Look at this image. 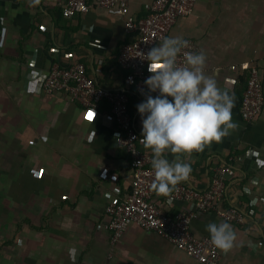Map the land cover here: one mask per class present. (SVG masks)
I'll return each mask as SVG.
<instances>
[{"label": "crops", "instance_id": "0c3cea01", "mask_svg": "<svg viewBox=\"0 0 264 264\" xmlns=\"http://www.w3.org/2000/svg\"><path fill=\"white\" fill-rule=\"evenodd\" d=\"M152 1L126 0L139 18ZM59 3L0 0V264H200L136 225L112 246L106 207L115 188L129 190L131 173L129 158L116 147L110 106L84 108L65 94H46L43 83L54 64L81 63L101 86L122 88L125 72L117 56L129 36L115 11L66 19ZM174 36L205 53V73L234 97L237 126L201 152L164 156L191 165L188 180L176 186L194 190L208 187L214 168L234 169L224 206L263 196L253 201L254 214L243 226L229 223L234 246L219 251L222 264H264V107L250 124L240 117L248 69L260 71L264 89V0H198L167 35ZM142 101L134 94L129 99L141 136ZM140 148L152 152L144 143ZM172 191L153 196L166 214L195 211L190 202L172 200ZM212 222L225 221L216 212L197 214L191 232L210 237L206 226Z\"/></svg>", "mask_w": 264, "mask_h": 264}, {"label": "built area", "instance_id": "2783aa9c", "mask_svg": "<svg viewBox=\"0 0 264 264\" xmlns=\"http://www.w3.org/2000/svg\"><path fill=\"white\" fill-rule=\"evenodd\" d=\"M197 1L153 0L145 6L147 15L139 18L129 13L126 0H60L61 13L66 19L94 9L115 11L123 18L124 31L129 36V42L119 51L117 64L125 75L122 88L110 89L101 86L81 63L67 67L56 63L43 83V90L46 94H65L71 101L87 109H97L102 102H107L110 106L117 126L116 147L129 158L131 173L129 190L123 193L121 189L115 188V199L106 207V228L111 233L112 246L130 225H136L156 233L200 264H222L220 251L212 244L210 237H197L191 232V221L197 214L216 212L223 221L243 226L247 218L254 214L251 209L253 201L260 200L263 196L248 198L244 206L230 202L224 206L227 185L234 179L235 172L229 166H220L212 170L205 190H194L181 185L173 189L171 199L190 202L195 211L178 212L173 216L166 214L162 206L153 200V153L140 148L143 138L134 124L129 105L130 96L133 94L141 100L149 94L156 95L149 93L144 84L152 74L148 71L149 61L146 54L152 47L162 43L178 18L192 13ZM186 40L189 42L188 47L177 58L179 66L184 65L185 52H198L195 42ZM242 68L248 69L245 65ZM247 73L240 100V117L244 124L254 122L264 107L260 71L250 68Z\"/></svg>", "mask_w": 264, "mask_h": 264}, {"label": "clouds", "instance_id": "9594fccd", "mask_svg": "<svg viewBox=\"0 0 264 264\" xmlns=\"http://www.w3.org/2000/svg\"><path fill=\"white\" fill-rule=\"evenodd\" d=\"M188 44L180 36L166 37L150 49L146 57L152 74L144 84L149 93L156 95H147L137 105L142 117L143 143L153 153L152 187L165 195L188 180L192 172L191 165L181 162L179 157L176 162L165 158L166 151L201 152L212 142H221L237 126L232 120L234 97L205 73V53L185 52L184 65L177 64L178 55ZM206 230L216 248L227 252L234 246L235 231L229 223L212 222Z\"/></svg>", "mask_w": 264, "mask_h": 264}, {"label": "trees", "instance_id": "16d2710c", "mask_svg": "<svg viewBox=\"0 0 264 264\" xmlns=\"http://www.w3.org/2000/svg\"><path fill=\"white\" fill-rule=\"evenodd\" d=\"M247 77H248V73L245 75V84H246Z\"/></svg>", "mask_w": 264, "mask_h": 264}]
</instances>
